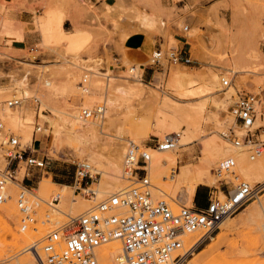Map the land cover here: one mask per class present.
<instances>
[{
    "label": "rangeland",
    "instance_id": "obj_1",
    "mask_svg": "<svg viewBox=\"0 0 264 264\" xmlns=\"http://www.w3.org/2000/svg\"><path fill=\"white\" fill-rule=\"evenodd\" d=\"M13 12L29 15L31 19L29 22L22 21ZM49 17L62 23V30L58 32L61 34L56 32L50 37L43 35L40 28ZM186 24L190 26L187 32L183 30ZM27 30L41 37L37 45L43 53L44 64L30 62L28 48L14 50L12 42L7 39L8 32L12 31L23 39ZM130 34H145L153 42L161 40L163 47L179 44L177 38H180L186 42L185 49L191 60L185 64L172 63L164 69L147 68L143 80L140 73L135 78L131 77V65L136 63L140 67L142 61L136 62L126 53L125 41ZM192 44L197 49L196 57L191 53ZM251 53L264 63V0H101L97 3L85 0H0V79L8 82L0 83V118L25 141L26 130L34 133L33 107L13 110L6 109L4 104L13 94L21 95L15 83L24 79L26 87L23 95L37 93L43 107L50 110L41 114V124L45 122L42 135L45 136L35 144L38 152L45 155L49 162V173L43 178L38 193L47 197L54 190L62 191L64 197L59 205L62 219L65 218L63 212L78 215L99 201L105 192L131 183L121 177L123 154L130 141L153 146L155 136L163 138L167 134L183 133V130H189L192 141L177 147L181 157L178 158L176 171L172 170V181L167 182L171 191L168 190L169 195L157 191L152 180L151 164L150 177L155 186L153 192L155 196L171 201L174 207L179 204L201 206L207 201L210 190H216L223 196L220 191L223 187L215 189V185L219 184L215 183L213 174L219 160L213 163L204 161L201 148L211 139L224 140L221 132L227 126L229 107L236 100L237 91L258 93L261 110L264 111L263 73H235L233 67V64L242 67L250 65ZM121 65H125L126 70H122ZM102 66L107 75H111L110 79L105 82L100 75H91L92 94L84 104V98L81 99L83 94L78 87L84 73L83 67L98 71ZM174 71H199L201 78L198 84L209 89L193 99H180L178 92L186 83ZM10 74H13L15 81H10ZM138 77L145 84L144 87L138 83ZM222 77L231 78L236 89L226 101L224 98L228 89H224ZM241 77L247 80L240 83ZM46 79L51 82L48 87L43 85ZM107 85V111L103 118L93 119L94 131L91 134L72 132L71 142L60 143L66 137V129L58 117L60 111L72 104L76 120L79 121L80 108L104 99ZM12 112L14 119L10 117ZM52 121L62 126L61 134L57 136L59 152L54 144ZM260 123L264 124V121ZM228 148L231 149L229 145ZM150 150L158 149L150 147ZM242 152L239 151V154L245 153ZM79 160L90 161L100 172L93 185L98 190L95 200L75 196L70 187L64 189L60 186L73 181L75 163ZM116 160L119 162L118 169H115ZM197 166L210 170V181L198 183L189 198L184 184L178 183V177L184 168H188L192 176ZM247 169L237 172L252 185L264 178V174ZM53 182L62 184L51 185ZM197 190L199 194L195 201ZM263 194L264 190L260 191L253 200L225 218L218 229L189 251L182 264H192L196 260L199 264H264ZM74 198L77 202L73 201ZM253 205V215L245 218ZM6 212L11 214L18 210L12 205ZM16 229V219L7 222L0 217V259L16 251L22 245L21 241L27 242L26 234L29 236L28 242L41 236L35 232L18 235ZM200 235L201 232L197 236L191 233L186 239L193 243ZM110 242L107 247H110L109 261L113 264L112 257L120 252L122 245L118 239ZM29 260L34 261L29 255H19L10 261L0 260V264H25Z\"/></svg>",
    "mask_w": 264,
    "mask_h": 264
},
{
    "label": "built area",
    "instance_id": "obj_2",
    "mask_svg": "<svg viewBox=\"0 0 264 264\" xmlns=\"http://www.w3.org/2000/svg\"><path fill=\"white\" fill-rule=\"evenodd\" d=\"M97 3L101 0H85ZM183 1V0H180ZM188 24L183 26L189 31ZM180 42V41H179ZM163 41H155L151 52L146 54L140 67L133 63L129 69L131 77L140 73L144 79L147 68H162L166 65L185 64L191 57L181 42L163 47ZM31 54L28 59L38 65L44 64L43 53L38 45L28 47ZM117 59V58H116ZM112 65H110V68ZM126 70L125 65L119 66ZM84 73L79 81L83 94L92 91L91 75L99 74L105 82L111 75H105L106 69L83 67ZM141 70V72H140ZM100 73H103L100 74ZM154 73V70L153 72ZM26 74L28 80V75ZM10 81L13 74L8 75ZM224 89L233 85L229 77L221 79ZM32 83V82H31ZM44 87L50 86L46 79ZM6 109H35L34 137L31 142L0 118V217L10 222L17 220L16 233H40L39 239L23 242L14 252L0 260L10 261L19 255H29L35 264H104L101 248L113 240L121 241V250L112 257L115 264H182L191 249H185L184 236L203 231L202 241L209 237L225 218L237 212L264 190V181L251 184L238 172L236 158L233 155L222 158L213 169L218 191L210 190L207 201L201 206L179 204L174 207L165 197L155 196L151 181L150 147L158 150H173L178 146V133L155 136L153 146L130 141L123 154L122 178L131 183L106 192L104 196L86 211L78 215L64 213L59 216V205L64 194L54 190L49 196L38 193L40 182L48 175V159L35 147L42 141L37 136L44 126L41 114L50 112L43 107L37 93L32 95L13 94L4 101ZM261 98L253 91H237L236 100L229 107L227 126L221 132L231 149L247 153L250 160H260L264 165V111L261 110ZM107 103L104 99L93 105H83L79 119L84 123L105 116ZM73 181L68 184L75 196L95 200L97 189L93 185L100 172L88 160L75 163ZM176 171V169H175ZM77 202V199H73ZM14 206L17 213L8 214L7 208ZM14 225V223H13ZM8 246H10L8 244ZM11 250V249H10Z\"/></svg>",
    "mask_w": 264,
    "mask_h": 264
},
{
    "label": "bare ground",
    "instance_id": "obj_3",
    "mask_svg": "<svg viewBox=\"0 0 264 264\" xmlns=\"http://www.w3.org/2000/svg\"><path fill=\"white\" fill-rule=\"evenodd\" d=\"M40 29H41L43 35H45L46 37L47 36L50 37L53 34H55L56 32L58 33V32H60L62 30L59 21H55L53 17L47 18L44 21V23L41 25ZM7 36H8L7 39L10 40L11 42L14 41V40L22 39V36L20 34L16 33V32H14V31L8 32ZM191 51H192L191 52L192 55L194 57H196L197 49H196L195 45L192 46ZM249 59H251L252 63L250 65H248V66H245V67L233 64V67L235 69V73H238V72L239 73H243V72L246 73L247 72V73H250V74L252 73V74H255V75H259V74L263 73V75H264V72H263L264 71V63L261 62V59H259L258 56L253 55L252 53L249 54ZM195 72L194 73L188 72V71H186V72L185 71L184 72H181V71L177 72L178 76L183 81H185V83H186L185 84L186 86L183 87L180 90V92H178V95H179L180 99H186V100L193 99L197 95H199L201 93L203 94L209 89L207 86H200L198 84V80H200L199 78H201V76H200V72L199 71L196 72V73ZM100 74L103 75V73H100ZM105 75H107V73H105ZM109 79L110 78L108 77L107 81H109ZM24 80L22 82H19V81H17L16 83L14 82L15 83V87L17 88V92L19 94H23V92L25 90L26 83L24 82ZM245 80H247L246 77H241L240 83L244 82ZM13 81H15V80H13ZM138 83L143 85V87L145 85L141 81V79L139 77H138ZM50 85H51V82H50ZM107 88H108V85L106 86L105 92H104L105 93V98H106V103H107ZM120 91L123 92L122 89H120ZM235 92H236L235 87L233 85L230 86L228 88V91L226 92L227 96L224 98V101H226ZM91 94H92V91H91L90 94H83L81 99H83V98L85 99V100L83 99L84 104H87L86 100H89L88 97ZM13 110H17V109H13ZM10 117H13V119H14L13 112H12V114H10ZM58 117H59V121H61L63 123V127L66 129V134H65L66 137H65L64 140L60 141V143L63 142L65 144H67L68 142H71L72 141V135H71L72 132H75V133L81 132L82 133V131H83V132H86L87 134H91L92 131H94V126H93L92 123H94L95 120H90V121H88L86 123L80 122V120L79 121L76 120L77 117H76V114H75L74 110H72V104L69 105L68 108H66L64 110H61L60 113L58 114ZM50 123L54 127V134H55L53 136L55 138L54 139V141H55L54 144L56 145L57 152H59V150H58L59 146H57V144H58L57 136L59 134H61L60 130L62 129V126H59L57 123H54L53 121L50 122ZM172 125L174 126L175 124L173 123ZM175 129L178 130L177 127H175ZM42 131H44V129L39 131L37 133V136H41L42 135ZM101 132H102V130H101ZM175 133L179 134L178 145L180 144V146L187 145L188 143H190L192 141V135H190L189 130H183V133H180V132H175ZM24 134H25V138H26L27 141H32L33 137L35 135L34 133H32L29 130H26L24 132ZM85 139H86V137H85ZM224 140L223 141L222 140L219 141L218 139H211V140L207 141L204 144V146L201 148L202 152L204 153V161H208V163H213V162H215L217 160H220L221 158L227 157L229 155H233L236 158V166H237V170L238 171L242 170V169L248 171L247 168H251L252 170L256 171L259 174H264V165H263V163L260 160H254V161L250 160L249 157H247V155L245 153L242 152L243 154H239V150L229 149L228 148L229 144L227 143L228 145H225ZM56 141H57V143H56ZM177 147L175 149H173V150H165V151L150 150V152L152 154V160H151V164H152V174H151L152 175V180L155 182L156 187H157V191L159 193H164V194L166 193V194L169 195L168 190L171 191V188H170L169 184H167V182L170 181V180L172 181V178H173L172 170H174L177 167L178 158L181 155L179 153V150H178ZM229 147H230V145H229ZM115 166H117V167H115V169H118V166H119L118 160H116ZM189 172H190V170L188 168H184L182 175L178 177V183L179 184H184L185 191H186V193L188 194V196L190 198L194 194L196 185L198 183H205V182H209L210 181V170L208 168L204 169L201 166H197V167L194 168L192 176L189 174ZM48 180H50V178H48ZM120 181L121 180L118 179V182H120ZM261 181H264V178ZM261 181H259V182H261ZM50 184L51 185H56L54 183H50ZM61 187H63L64 189H68L69 188V186H61ZM110 191H113V190H109L107 192H110ZM97 196H98V190H97ZM97 196L95 197L96 199H97ZM263 196H264V194H263ZM170 198H171V196H170ZM88 200H91V199H88ZM61 212H62L61 209H59L58 213H61ZM63 214H64V212H63ZM222 223H220V226H221ZM198 232H201V235L193 243L190 242V241H187V239H186V237L188 238L191 233H189V234L184 236V245H185V249L186 250L187 249H191L192 247H194L199 242V240L203 236V231H196V232H193V233H194L195 236H197ZM28 237H29L28 234H26L25 235V240L27 242H28V240H27ZM109 243L111 244V242H109ZM109 243H107V244H109ZM107 244L103 245V247L101 248L102 254H103L104 258H105L103 260L104 264H110L109 259H110L111 251H110V247H107ZM34 261L33 260H29V261H26L24 263L25 264H35ZM198 262L199 261L196 260V261L192 262V264H199ZM113 264H115L114 261H113ZM122 264H123V262H122Z\"/></svg>",
    "mask_w": 264,
    "mask_h": 264
},
{
    "label": "crops",
    "instance_id": "obj_4",
    "mask_svg": "<svg viewBox=\"0 0 264 264\" xmlns=\"http://www.w3.org/2000/svg\"><path fill=\"white\" fill-rule=\"evenodd\" d=\"M106 1H108V0H106ZM106 4H110V3L106 2ZM13 13H14V15H16V17L18 19H20L22 21L29 22L30 21L29 19H31V16H29V15L20 14L18 12H13ZM60 26L62 28V23H60ZM30 30H32V29H30ZM58 34H61V33H58ZM177 39L181 42V45L186 43L185 41H182L180 38H177ZM40 41H41V37L39 36L38 33H32V32L27 30L26 32H24V38L23 39H18V40L12 41V48L14 50H23V49H26V48L31 47L33 45H36ZM125 47L127 48L126 53L129 57L133 58L136 62L137 61H144L146 54H148L149 52L152 51V49L154 47V42L152 41V39L150 37L146 36L145 34H130L125 41ZM174 72L177 73L179 71H174ZM0 83L4 84V83H8V82H7V80L4 81V80L0 79ZM43 180L44 179H42V181ZM53 183L56 185L62 184L60 182H58V184L55 182H53ZM40 186H41V183H40ZM60 186H68V185L62 184ZM197 192H198V190H197ZM254 210H255V207L253 205L251 208H249V210L245 214L246 215L245 218H249L250 216H252L253 215L252 213L254 212Z\"/></svg>",
    "mask_w": 264,
    "mask_h": 264
},
{
    "label": "trees",
    "instance_id": "obj_5",
    "mask_svg": "<svg viewBox=\"0 0 264 264\" xmlns=\"http://www.w3.org/2000/svg\"><path fill=\"white\" fill-rule=\"evenodd\" d=\"M198 194H199V191L196 193L195 201H197ZM205 203H206V202H204V204H205ZM204 204H203V205H204Z\"/></svg>",
    "mask_w": 264,
    "mask_h": 264
}]
</instances>
